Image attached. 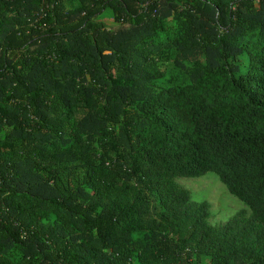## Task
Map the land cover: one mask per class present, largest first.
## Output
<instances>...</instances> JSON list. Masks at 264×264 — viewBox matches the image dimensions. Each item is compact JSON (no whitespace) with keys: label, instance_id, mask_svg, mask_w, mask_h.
<instances>
[{"label":"trees","instance_id":"16d2710c","mask_svg":"<svg viewBox=\"0 0 264 264\" xmlns=\"http://www.w3.org/2000/svg\"><path fill=\"white\" fill-rule=\"evenodd\" d=\"M0 264H264V0H0Z\"/></svg>","mask_w":264,"mask_h":264},{"label":"rangeland","instance_id":"374dc122","mask_svg":"<svg viewBox=\"0 0 264 264\" xmlns=\"http://www.w3.org/2000/svg\"><path fill=\"white\" fill-rule=\"evenodd\" d=\"M76 6V2L68 4L69 8ZM100 21L104 26L113 24L108 16ZM176 184L189 193L193 204H208L207 224L211 227H221L245 210L242 203L227 192L215 174L207 173L198 178H178Z\"/></svg>","mask_w":264,"mask_h":264}]
</instances>
